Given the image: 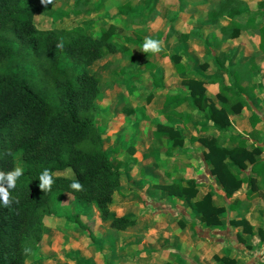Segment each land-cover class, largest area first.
Masks as SVG:
<instances>
[{
	"label": "trees",
	"instance_id": "16d2710c",
	"mask_svg": "<svg viewBox=\"0 0 264 264\" xmlns=\"http://www.w3.org/2000/svg\"><path fill=\"white\" fill-rule=\"evenodd\" d=\"M80 2L78 0L74 5L72 12L75 16L81 14ZM231 4L224 15L235 26L222 29L224 40L237 38L242 30L234 21L241 2L231 0ZM52 6L53 0L47 5L41 0H0V171L15 168L16 152L24 162V174L17 181L16 189L10 190L19 203H13L10 208L0 203V264H28L26 259L41 244L43 219L54 216L51 196L55 192H63L75 199L76 213L70 221L78 223V216L89 215L92 205L100 218L106 220L109 204L119 186L120 164L102 150L100 134L94 125L99 112L96 101L100 94V76L89 69L117 51L130 61H133V55L127 46L115 44L106 31L93 37L79 28L38 30L34 25L35 17L51 15ZM259 14L250 15L245 28H253L259 37V50L264 53V26H255ZM61 41L63 49L56 47ZM131 41L126 38V42ZM172 60L176 73L187 71L180 55H174ZM237 68L218 63V70L227 75L228 83L215 75L201 81H186L188 94L185 97L166 96L163 108L181 116L175 110L189 101L209 123L199 131L206 133L211 128L226 132L231 126V117L250 109L252 99V90L241 85ZM152 84L162 87L163 78L154 77ZM205 85H218L219 107L206 95ZM152 99L150 93L146 102L149 104ZM249 122L254 129L262 120L252 111ZM153 134L166 136L172 142L166 156L181 153L184 148L185 137L181 128L159 124ZM252 134L256 135L255 132ZM230 138L237 143L232 149L221 145L214 136L199 139L206 148L202 154L210 175L221 186L226 200L245 186L247 199L260 196L264 201L261 193L264 189V141L253 140L249 144L248 138L243 136ZM195 141L196 138L190 139V142ZM82 144L100 150L84 151L80 148ZM44 169L50 170L54 181L49 192H42L38 187V178ZM66 170L71 171L72 178L56 175ZM74 181H79L84 191L70 189ZM167 190L187 202L206 226L220 225L219 216L224 209L212 205V193L193 201L198 193L195 181H186L185 185L177 181L174 189L168 187ZM228 208L234 210L235 207L229 204ZM135 222L130 217H114L109 226L124 231ZM231 224L242 225L246 233L251 232L245 220L232 221ZM260 235L264 240V225ZM216 260L223 262L220 258Z\"/></svg>",
	"mask_w": 264,
	"mask_h": 264
},
{
	"label": "rangeland",
	"instance_id": "374dc122",
	"mask_svg": "<svg viewBox=\"0 0 264 264\" xmlns=\"http://www.w3.org/2000/svg\"><path fill=\"white\" fill-rule=\"evenodd\" d=\"M76 1L78 0H53L52 14L37 15L34 25L40 31L79 28L85 34L93 37H99L103 31H106L111 35L115 44L125 45L130 49L133 61L117 51L115 54L107 55L97 61L89 69L91 73H99L100 76V94L96 101L99 112L94 118V125L100 134V147L110 159L119 163L120 169L125 170L131 164L127 147L130 136L137 132L140 137L142 133V138L149 140L151 139L150 131L154 133L159 124L182 127L187 135L196 133L197 123L202 119L205 120L199 113H196V109H189V103L188 108L187 106L180 108L183 111L181 115L191 116V121L189 119L184 122L183 118L172 116L168 109H164L161 99L168 93L187 95L189 91L186 81L189 80L201 81L207 76L215 75L220 76L225 83H228L227 75L219 72L218 63L232 67L231 64L236 63V60L241 56L244 57L243 54L233 55L234 50H230L231 52L227 54L222 53L221 45L217 40L223 27L235 26L224 15L232 5L231 0H150L149 3H146V0H81L78 8L85 11L82 16L73 15L72 11ZM243 4L244 6L237 9L234 19L242 29L245 28V22L251 14L264 9V0H243ZM263 24L264 19H261L255 26L261 27L260 25ZM126 38H130L132 41L126 42ZM146 38L160 41L162 50L158 54L143 53V44ZM241 46L244 47L247 54L255 58L252 64L249 62H244L243 65L238 64V69H243L241 84L244 83L246 87L249 85L258 87L261 89L259 93L264 96V55L260 56L252 39L236 44L234 49L241 48ZM174 55H180L181 61L185 63L187 67L185 73L175 74L172 60ZM258 74L259 77H257ZM154 77L163 78L166 91L161 94L159 91L154 92L155 88L152 84ZM204 87L208 98L219 107L218 86L205 85ZM152 92H154L153 99L148 104L146 98ZM247 93L251 95L249 90ZM203 123L208 122L205 120ZM249 124L245 120L239 122L238 125L237 122H234L227 129L226 134H220L219 143L225 144V147L229 149L234 148L237 143L229 139L234 136L231 132L241 136L245 135L244 137H248L251 141H264V125L262 123L257 125L260 133L255 135L251 134ZM198 135L202 136V133ZM213 135L215 136V134ZM85 145L87 144L80 145L84 151L100 150L99 147L89 148ZM197 160L195 159L192 164L186 161L181 165L174 166L169 170L172 178L166 177L164 171L160 170L159 175L149 178L148 189L145 188V184L138 185L117 192L116 197L123 193L135 195L132 204L141 203L140 210L139 206L136 208L139 214H143L142 211L145 210L150 211V207L154 204H159L162 215L167 214L165 209L167 206L171 205L176 210V217L172 221L173 225H176L178 230L182 231L184 236L189 239L187 241L189 243H186L189 248L184 250L181 247L156 246L152 248V252L166 253L176 260L187 258L188 264H216V258L223 259V262H217V264H226L229 261H233V263L228 264H264V240L260 235V231H263L264 214L259 211L260 208L253 206L254 216H250L249 211L245 213L248 214V219H245L242 212L234 216L233 220H231L232 216L228 214V207L225 208L223 227L228 229V232L224 236L220 235L214 238L213 234L207 233L208 227L205 228V224L200 220V215L191 209L187 202L171 200L174 196L168 192V187L174 189L177 181H182L185 185L186 181L192 180L190 178L197 179L199 177L197 175H201L205 171L201 164L197 166ZM14 166L24 169V162L19 152L15 153ZM56 175L72 178L70 170ZM140 177L145 180L143 170L140 171ZM209 179L213 181L211 178ZM197 182H201V180H195L200 192L196 199H200L202 194L206 193L205 190L213 189V187L200 185ZM155 195L157 203L152 200ZM165 197L170 198L168 200ZM139 199L142 201L139 202ZM176 205H181L184 211L189 212L190 218L185 217L182 220L181 208L178 209ZM51 208L54 216L45 217L42 222V236L45 244L41 243L38 248L33 250L26 262L28 264H83L82 260L87 259L90 263L95 264L96 259L101 260L100 256L103 252L106 253V250L103 251L105 249L103 243L94 242L90 245V241L81 234L78 228L79 224H85L83 220L86 223L89 222L91 227L95 226L92 213L90 212L87 216H78V223L70 221V218L76 213L75 199L60 191L51 196ZM110 218H112L111 214L108 215V220H111ZM239 220L246 221L250 233H246L242 225L236 227L231 224L232 221ZM106 227V222H104L102 229H106ZM101 235L102 238H105L106 230H103ZM190 235L194 237L192 243ZM212 237L215 240H211ZM196 241H202L203 245L210 248L206 254L203 250L199 251V258L196 257L199 263L195 260L197 250H192L196 247ZM217 242L225 247V251L218 248ZM93 245L96 248L91 249ZM136 248L137 245L130 246V264H137Z\"/></svg>",
	"mask_w": 264,
	"mask_h": 264
},
{
	"label": "crops",
	"instance_id": "0c3cea01",
	"mask_svg": "<svg viewBox=\"0 0 264 264\" xmlns=\"http://www.w3.org/2000/svg\"><path fill=\"white\" fill-rule=\"evenodd\" d=\"M238 1L241 2L239 7L244 6L243 0H238ZM263 11H264V9L262 11H257V12L261 13L257 16V22L258 21L260 22L261 19H264V12ZM84 14H85V11L81 10V14L77 15V16H82ZM260 26L262 27V26H264V24L260 25ZM258 28H260V27H258ZM222 29H221V34L219 33V35L217 36V40L219 41V43L221 45L220 51L224 54H227V53L234 50L233 55H237V56L240 54L244 55V57L241 56L239 59L236 60V63L231 64L230 66H232V67L238 66V64L243 65L244 62H247V63L249 62L250 64H252V61H255L254 56L247 54L244 47L241 46V48L238 47V49H234L235 48L234 46H236V44H241L242 42H245L247 39L253 40L255 47L258 50L260 56L264 55V53H262L259 50V37L254 33L252 27L243 28L240 31L239 36L237 38L231 39V40H224L223 39ZM252 35H254V36L252 37ZM259 67H261V66H259ZM242 70H243L242 68L241 69L237 68V72H238L241 80H242V76H241ZM174 72H175V70H174ZM175 74H178V73L175 72ZM207 77H210V76H207ZM257 77H259V74L257 75ZM164 85H165L164 80H163V85L160 88L154 87V85H153V87L155 88V90L153 89L154 92L159 91L160 93L159 92L158 93L161 94V92L166 91L167 89H165L166 86L164 87ZM241 85L243 87H245L246 89L252 90V99L249 102L250 109H244L239 115L231 117V121H232L231 125L234 122H237V125H238L239 122H244V120L247 121L248 123H250L249 117H250L252 111H255L258 114V116L262 120L261 123L264 125V96H262V93H259L261 91V89H259L258 87H255L254 85H253L254 87L250 86V85H249V87H246L244 85V83ZM209 86H214V85H209ZM260 87H262V86H260ZM154 92H152V94ZM168 95H179V94L178 93L165 94V96H163L164 98L161 99L162 107L164 104V100H165L166 96H168ZM179 96L185 97L186 95L185 96L179 95ZM188 103L190 104L189 101H186L183 105L178 107L175 111L177 113L181 114L183 111L180 108H182L184 106H187V108H188V105H189ZM189 106H190L189 109H191L192 108L191 105H189ZM168 110L171 112L172 116H175L178 118H183L184 122H186L189 119L191 121V116L189 117L188 115H185V114L181 115V116H177L174 113H172L171 109H168ZM244 111H246V112H244ZM196 113L197 114L199 113L200 116L202 118H204L202 113H200V111L198 112V110H197ZM192 122L195 123V121H192ZM203 122H205V120L202 119V120H200V122L197 123L196 133L191 134V135H187V133H185L183 131L182 127H178L176 125H171L172 127L181 128L183 131V135L185 137V144H184V148L181 151V153H175L172 156H166L165 155V152L167 151V149L169 147H171V145H172V142L166 136L154 137L153 131H150L151 132L150 133L151 139H149V140H145L144 138H142L143 137V136H141L142 133H141L140 137L138 136L137 132L135 135L130 136V138H129L130 142L127 144L128 145L127 147H128V153H130L129 157L131 160V162H130L131 164H129V166L125 170L119 169L120 173H121L120 178H119V186H118L117 190L115 191V195L113 197L112 202L109 204V214H111L112 218H114V217H130V218L135 219L136 222H135L134 226L129 227L124 231L115 230L109 226L110 220H108V217L106 220H102L100 218V214H99L98 210L96 209V207L94 205H92L91 213L93 216V220L95 221V226L91 227L89 222L86 223V221L83 220V223H85L83 225L86 226V228H80V227H78V228H79L81 234H83V236H85L90 241V243H89L90 245H91V243L99 242V243H103V245L105 246V249L103 251L106 250V253L103 252L104 256L102 254V256H100V257H102V259L99 261L96 259L95 261H97V262L95 264H130V255H129L130 246H134V245H137V248H136V250H137L136 255L138 256L137 264H188L189 263L188 262L189 260L187 258H183V260L182 259L176 260V258H172V256H170L169 254H166V253L164 254V253L159 252V251L158 252H156V251L152 252V248L156 247V246L168 247V248H170V247H173V248L181 247L184 250H187V248H189V246L187 245L189 243V242L187 243V241L189 239L184 236L185 234L182 231L178 230L179 228L176 225H173L172 221H174V218L176 217V215H175L176 210L173 209V206L170 205V206L165 207V209L167 210V214H164V215H162V213L160 212L159 204H154L153 206L150 207V209L148 208L150 211L145 210V211H142V212H144L143 214H139V211L136 208H138V206H139V210H140L141 203L132 204L135 200L134 199L136 197L135 195L123 193L122 195H119L116 197L117 192H119V191L122 192L124 189L126 190V188L129 189V188L134 187V186L145 184V188L148 189L149 188V182H148L149 178L151 179L152 176L159 175L158 173L160 170L164 171V175L166 177L172 178L169 170H171L174 166L181 165V163L186 162V161L189 162L190 164H192V163H194L193 161H195V159H198L196 162L197 166H198V164H201V166H204L205 171L203 172V174L197 175V176H199V177H197V179L201 180V182H197V183H199L200 185H206L208 187H213V189L210 188V189L205 190V191H206V193H212V205L214 207L224 209V213H222L219 216L220 225H218V226H206L205 225V228L208 227L207 233L210 232L211 234H213L214 238L219 237L220 235L224 236L226 234V232H228L227 231L228 229H224L225 227H223L224 226L223 220H224V215L226 213L225 208L227 209L229 204H233L235 207L234 210H229V208H228V210L230 211V212L228 211V214H230V216H232L231 220H233V218H235L234 216H237L238 214H240L242 212L245 215V219L247 217H249L248 214H245L248 211H249L250 216L251 215L254 216L255 213L253 211L254 209H252L253 206L254 207L257 206L258 209L260 208L259 211L264 214V201H263L262 197L256 196L253 199H247L245 196V186H243L240 190L235 192L229 200H226V198L223 194V191L221 189V186L219 185V183L217 181H215L211 177L209 170H208V167L205 164L202 153H203V151L206 150V148L201 144L199 139H201L203 136L212 137V136H214L213 134H215L214 137H217L219 139V136H221L220 134L224 135L227 133V131L226 132H218V131L212 130L210 128L206 133L201 132L198 130L200 127L209 126L208 123H203ZM257 125L255 126L254 129L250 125L251 134H252V132H255L256 134L260 133L257 129ZM168 126H170V125H168ZM197 132L202 133V136H199L198 135L199 133L197 134ZM231 134L234 135L233 137L241 136L240 134H235V133L233 134L232 132H231ZM192 137L196 138L195 142H190V139ZM246 138H248V137H246ZM229 139H231V138H229ZM248 140L250 141V143H252V141L249 138H248ZM249 141H248V143H249ZM223 145L225 146V144H223ZM263 159H264V155H263ZM132 161H135V162H132ZM141 170H143L145 173V180L141 179V177H140V171ZM209 178H211L213 181H210ZM190 179H192L193 181H195V180L197 181L196 178H190ZM211 184H213V185H211ZM202 189L204 190L205 188H202ZM198 190H199V188H198ZM199 193L200 192L198 191L197 197H198ZM206 193H203L201 198ZM261 193L264 194V189L261 191ZM150 195H152V194H150ZM155 198H157L156 195H155V197H153L152 200H153V202L157 203ZM158 198H160V197H158ZM165 198L166 199L168 198V200H169L170 197H165ZM174 199L177 201H181V200L177 199L176 197L172 198L171 200L174 201ZM200 199H196V200H200ZM159 200L161 202V199H159ZM230 200L232 203L230 202ZM141 201L142 200H140L139 202H141ZM250 204H251V206H250ZM176 206L178 207V209L181 208L180 213L183 215L181 217L182 220L185 217L190 218L191 214H188L189 212L184 211V209H183V207H181V205L180 206L176 205ZM112 218H110V219H112ZM104 222H106V225H107L106 229L105 228L102 229ZM103 230H106V232H107V235L105 238H102V235H101ZM185 233H186V231H185ZM42 234H43V232H42ZM214 238L212 237L211 240H215ZM193 240H194V237H192V235H190V242L192 243ZM41 243L45 244L43 236H42ZM217 244L219 245L218 248H221L223 251H225V247L223 245H221V243L217 242ZM195 246L196 247H194L192 250H197V253L195 254V260L197 263H199V261L196 259V257L199 258L198 257L199 253H200L199 251L203 250L206 254L209 252L210 248L203 245L202 241H196ZM94 248H96V247H94V245H93V247H91V249H94ZM192 250L190 252L193 255L194 253L192 252ZM188 255L190 256V254H188ZM91 256H93L92 253H91ZM173 257H175V256H173ZM195 260H193V261L195 262ZM82 262H83V264H88V263L92 264L87 259H83ZM210 264H214V263H210ZM216 264H217V262H216Z\"/></svg>",
	"mask_w": 264,
	"mask_h": 264
},
{
	"label": "clouds",
	"instance_id": "9594fccd",
	"mask_svg": "<svg viewBox=\"0 0 264 264\" xmlns=\"http://www.w3.org/2000/svg\"><path fill=\"white\" fill-rule=\"evenodd\" d=\"M41 3L47 5L52 3V0H41ZM56 47L63 49V41L58 43ZM161 50L160 41L151 38L145 39L142 50L143 53L158 54ZM23 174L24 172L21 167H15L8 172L0 171V203H2L5 208H10L13 203H19V201L12 196L10 190L16 189L17 181ZM38 180V187L42 192L51 191L54 181L50 170L44 169ZM69 187L76 192L84 191L83 185L79 181L72 182Z\"/></svg>",
	"mask_w": 264,
	"mask_h": 264
}]
</instances>
